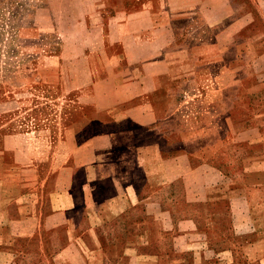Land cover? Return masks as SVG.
Instances as JSON below:
<instances>
[{"label":"crops","instance_id":"crops-1","mask_svg":"<svg viewBox=\"0 0 264 264\" xmlns=\"http://www.w3.org/2000/svg\"><path fill=\"white\" fill-rule=\"evenodd\" d=\"M206 9L208 33L164 29L117 57L115 79L99 84L113 91L91 98L100 112L59 135L47 164L28 162L18 133L1 134L0 264H76L87 207L186 183L172 157L209 161L239 137L264 144V0Z\"/></svg>","mask_w":264,"mask_h":264},{"label":"rangeland","instance_id":"rangeland-1","mask_svg":"<svg viewBox=\"0 0 264 264\" xmlns=\"http://www.w3.org/2000/svg\"><path fill=\"white\" fill-rule=\"evenodd\" d=\"M205 1L0 0V136L18 133L28 162L47 164L59 135L100 112L91 98L113 91L99 84L117 57L164 29L208 33ZM252 140L209 161L172 157L186 183L139 203L87 207L76 264H264V144Z\"/></svg>","mask_w":264,"mask_h":264}]
</instances>
